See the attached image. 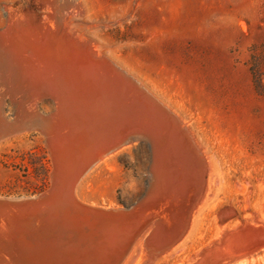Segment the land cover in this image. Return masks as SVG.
<instances>
[{
  "label": "rangeland",
  "instance_id": "1",
  "mask_svg": "<svg viewBox=\"0 0 264 264\" xmlns=\"http://www.w3.org/2000/svg\"><path fill=\"white\" fill-rule=\"evenodd\" d=\"M71 1V14L82 20L78 33L104 46L103 52L129 72L120 71L126 78L125 93L134 104L121 125L114 120L96 123L85 136L92 141L106 137L107 143L118 138L115 134L140 131L156 143L152 148L147 137L132 140L88 170L87 164L77 168L72 197L94 213L77 208L67 212L49 256L30 231L0 223V264H115L127 252L122 264H264V0ZM63 2L0 0V32L8 22L31 16L41 27H50ZM3 88L0 195L35 194L25 191L30 186L22 180L30 177L19 169L32 170L29 155L39 143L50 159L48 187L67 182L79 160L71 157V167L53 175L47 134L38 125L17 124V118L27 115L17 108L20 94H7ZM164 105L192 130L206 165L202 193L192 205L185 229L165 251L152 252L149 245L164 246L177 236V213L185 197L177 199L179 184L174 180L183 177L184 169V186L192 191L202 172L195 159L188 161L184 139L176 134L178 128L182 130L180 121L173 115L176 122L171 123L172 114ZM37 109L50 115L55 103L45 97ZM166 147L171 156L167 166L156 161ZM87 160L82 163H90L92 156ZM182 164L190 166L189 171ZM151 172L156 179L151 180ZM162 173L165 182L159 184ZM132 204L131 210L124 208ZM103 211L108 212L106 219L94 218L103 216ZM126 211L130 213L124 216ZM50 227L36 226L31 235L49 237Z\"/></svg>",
  "mask_w": 264,
  "mask_h": 264
},
{
  "label": "bare ground",
  "instance_id": "2",
  "mask_svg": "<svg viewBox=\"0 0 264 264\" xmlns=\"http://www.w3.org/2000/svg\"><path fill=\"white\" fill-rule=\"evenodd\" d=\"M72 6L73 3L71 0H64L61 6L62 8L60 7V10L54 16L56 20L54 21L55 24L52 23L53 25L50 27H48L49 24H46V27H41L35 22L36 20L34 17L31 16L32 18L22 17V19L17 20L16 22H8L9 25L6 29L0 32V86L4 87L2 90L7 94L10 93L11 95H14V93L18 92L20 94L18 100L16 99L17 97L15 98L17 100V108L19 111L22 110L26 112L27 115L23 119L16 117L18 120L17 124L23 126L32 124L38 125L45 131V134H47L48 146L52 152L54 160L53 175L54 172L55 174L58 172L61 173L60 171H62V169L71 167L73 159L71 161L70 158L74 156L80 163H82L83 159L89 160L90 156H92V160H89L90 163L84 161L80 166L78 165L79 169H84V167L87 166L85 169L86 171L90 166L92 167L97 162L105 160L121 146L132 142V140L147 137L152 143V148H154L156 143V140L152 136H147L145 133L141 134L139 133L140 131L130 135L115 134L118 138L114 140L111 137L113 141H111V139L108 141L107 138V143L104 142L106 138L105 136V138L99 139L98 141H92L91 138L85 136L88 134L86 132H89V129H91L96 123L105 124L110 121L112 123L117 121V123L121 125L125 122L124 114L127 111V108L134 107V104L129 100V96L125 93L123 84L126 81V78L125 75L120 72L123 68L103 52L104 46L95 43L91 38L84 37L78 33L77 28L82 24V20L80 18L81 16L79 17L78 15L71 14L70 9ZM95 70L96 75L94 74ZM123 71L129 73L126 70ZM45 97L52 98L55 103L53 114L44 115L37 109L38 101ZM153 98H155V96ZM3 101L4 97L1 96L0 90V111L2 109ZM164 106L172 116L174 115L180 121L182 130H179L177 127L178 133L176 132V134H178L180 138L182 136L184 139V144L187 146L188 151L186 152L187 156L191 159L188 161L193 162V159H195V162L202 166V172H197L199 175L196 177L197 181H193L195 185L192 188V191L185 187L187 185L184 186L187 174L185 176L183 168V177L179 176L180 178L174 180V183L179 184L177 187H179L180 194L178 197L176 196L177 199L180 198L184 200L185 197V203L181 206L180 213H177L180 217L178 220V226L174 229L177 236L164 246L149 245L150 251L152 252L155 250L161 252L165 251L178 238V234L185 229L184 225H186V222L188 221L189 212L201 192L202 185L204 184L202 182L204 167L206 165L205 153L200 147V143L198 144L194 135L190 132L192 130L188 128L186 123L180 120L179 116L172 111V109L167 105ZM101 109H104V111ZM152 111L154 112V110ZM112 116H115V118L113 119ZM172 116L168 119L171 120V123H175L176 119ZM0 122H2L1 117ZM99 126L97 127L99 128ZM81 127L84 128V130L81 129L82 131L79 130L81 134L82 132H85L86 134L77 137L80 135V132L77 133V130ZM98 131H100V128ZM168 134H170V131ZM157 136L159 138V135ZM165 137L167 138V136ZM72 139L75 141H72ZM67 140L73 143L72 147H68L69 145L66 146ZM92 144H94L93 147L90 146ZM90 147L92 149H90ZM163 148H165V146ZM169 149L162 150L160 154L157 153L159 157L156 158V161L158 159L162 165L166 164L168 156H170L168 155ZM172 150L170 152H173ZM179 153H181V151ZM89 154L91 155L89 156ZM84 155L88 157H82ZM184 165H186L187 168L190 167L187 164ZM193 169H195V167H193ZM187 170L189 171V168ZM177 171L179 172V169ZM194 173L197 174L196 172ZM163 174L164 173L159 177V184L160 181L163 182ZM170 174L173 173L170 171ZM155 175L157 174L151 172V180L152 178L157 177ZM187 180H190V177H188ZM149 194L151 193L149 192ZM173 195L175 196V193ZM148 202L152 203V201ZM174 215L175 213H173V216Z\"/></svg>",
  "mask_w": 264,
  "mask_h": 264
},
{
  "label": "water",
  "instance_id": "3",
  "mask_svg": "<svg viewBox=\"0 0 264 264\" xmlns=\"http://www.w3.org/2000/svg\"><path fill=\"white\" fill-rule=\"evenodd\" d=\"M81 164L82 163L80 162L77 163L75 169L68 173L70 175L66 180L67 182L61 183L60 181L55 185L52 183L50 187L38 194L22 196L0 195V223L6 222L8 224L7 226L13 223L14 227L16 228L15 231H30L29 234L34 238V240H36V244L37 242H40V246L42 247L41 249L46 248V254L47 256H49V253L53 250L52 242L55 241V233L58 232L57 227L59 228V226H61L60 223L64 218L63 216H65L67 212V215L71 214V211H75V209L77 208L81 209L83 212L88 210V213H94L92 211L93 209L85 205L78 204L72 197L73 190L75 189L77 183L78 171L76 170ZM133 205L134 204L130 206H124V208L127 210H131V207ZM83 212H81V215ZM103 213V216L95 214L94 218L103 221L104 218L106 219L107 216L105 215L108 214V212L103 211ZM128 213L130 212L126 211L123 215H128ZM41 224L51 226V230L48 234L49 237H37V235H31L33 234L32 232L35 231L33 230V228L36 226H40ZM51 234H54L55 237H53ZM19 241H21V236H19ZM24 242L25 241H23V243ZM45 244L47 245L46 247L44 246ZM13 249L14 248H12V250ZM32 249L34 250V248ZM3 251L5 252L6 250H2L1 252ZM34 251L36 252L38 250ZM127 254L128 252L125 254L123 253V255H121V257L117 259L115 264H122Z\"/></svg>",
  "mask_w": 264,
  "mask_h": 264
},
{
  "label": "trees",
  "instance_id": "4",
  "mask_svg": "<svg viewBox=\"0 0 264 264\" xmlns=\"http://www.w3.org/2000/svg\"><path fill=\"white\" fill-rule=\"evenodd\" d=\"M35 149L29 155V164L32 170L29 166L19 170L26 173L25 175H28L26 177H30L29 180L27 178L22 180L25 185L30 186L25 191L36 194L45 190L49 185L50 159L40 143L35 146Z\"/></svg>",
  "mask_w": 264,
  "mask_h": 264
}]
</instances>
